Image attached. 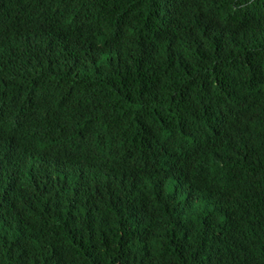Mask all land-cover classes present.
Here are the masks:
<instances>
[{"label":"trees","instance_id":"1","mask_svg":"<svg viewBox=\"0 0 264 264\" xmlns=\"http://www.w3.org/2000/svg\"><path fill=\"white\" fill-rule=\"evenodd\" d=\"M0 91V264H264V0H0Z\"/></svg>","mask_w":264,"mask_h":264},{"label":"clouds","instance_id":"2","mask_svg":"<svg viewBox=\"0 0 264 264\" xmlns=\"http://www.w3.org/2000/svg\"><path fill=\"white\" fill-rule=\"evenodd\" d=\"M19 15L11 16L12 23L18 20ZM3 95L0 91V97ZM0 131L2 139L12 140L6 127L0 125ZM17 139L15 133L13 140ZM18 148L5 150L4 158L0 159V177H11L13 172H9L5 166V157L14 158L15 161L21 159ZM84 156V148L71 134L56 132L38 139L34 153V189L43 191L52 184H58L68 189H80L86 193H92L96 186L94 180L84 169Z\"/></svg>","mask_w":264,"mask_h":264},{"label":"bare ground","instance_id":"3","mask_svg":"<svg viewBox=\"0 0 264 264\" xmlns=\"http://www.w3.org/2000/svg\"><path fill=\"white\" fill-rule=\"evenodd\" d=\"M3 33V32H2ZM48 147H50V146H48ZM27 157V156H26Z\"/></svg>","mask_w":264,"mask_h":264}]
</instances>
